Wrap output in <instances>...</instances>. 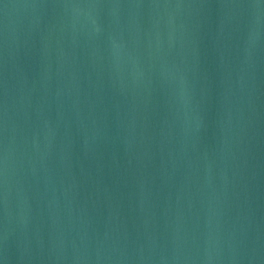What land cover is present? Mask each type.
Wrapping results in <instances>:
<instances>
[{
    "label": "water",
    "instance_id": "water-1",
    "mask_svg": "<svg viewBox=\"0 0 264 264\" xmlns=\"http://www.w3.org/2000/svg\"><path fill=\"white\" fill-rule=\"evenodd\" d=\"M3 264H264V0H0Z\"/></svg>",
    "mask_w": 264,
    "mask_h": 264
},
{
    "label": "snow or ice",
    "instance_id": "snow-or-ice-1",
    "mask_svg": "<svg viewBox=\"0 0 264 264\" xmlns=\"http://www.w3.org/2000/svg\"><path fill=\"white\" fill-rule=\"evenodd\" d=\"M0 264H3V261L2 260H0Z\"/></svg>",
    "mask_w": 264,
    "mask_h": 264
}]
</instances>
